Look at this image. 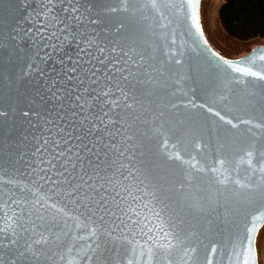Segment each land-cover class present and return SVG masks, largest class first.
I'll list each match as a JSON object with an SVG mask.
<instances>
[{
  "label": "snow or ice",
  "instance_id": "obj_1",
  "mask_svg": "<svg viewBox=\"0 0 264 264\" xmlns=\"http://www.w3.org/2000/svg\"><path fill=\"white\" fill-rule=\"evenodd\" d=\"M149 3L0 0V264H264V49Z\"/></svg>",
  "mask_w": 264,
  "mask_h": 264
},
{
  "label": "water",
  "instance_id": "obj_2",
  "mask_svg": "<svg viewBox=\"0 0 264 264\" xmlns=\"http://www.w3.org/2000/svg\"><path fill=\"white\" fill-rule=\"evenodd\" d=\"M205 0H202V6H201V16H200V25L201 28L203 30V34L201 35V33L199 31H197L195 28L192 29L191 33H189V35L184 37V42L185 44L191 49L192 53H193V57L194 60L195 59H199L201 61H204L205 58L208 55V51L206 50H212L215 52H219L221 54V56H224L228 59L231 60H238L241 59L245 56L251 55L253 53V50L256 49L257 47L264 49V38H260V40H258L255 44H253L252 46H250V48H248L247 50H243L241 52H227L224 49H222V47H220L219 45H217L210 34V31L208 29L207 26V22L204 16V10H203V4H204ZM139 3L143 4L144 7L138 10V13L141 17H143L144 19V25L145 28L148 31L152 30V25H153V21L155 20V13L154 10L150 7V3L149 0H138ZM4 23V17L3 14L0 13V24ZM172 25H169V28H171ZM178 33H181V30L178 28L177 29ZM207 40V45L204 44V40ZM193 41H195L198 45H200L199 48H194L193 47ZM261 55V52H256V56L259 57ZM257 64H262L264 63V61H256ZM237 67H240V65H237ZM257 70H260L259 68H257ZM238 75L243 76V74L238 73ZM246 79L249 80H254L257 79L255 77H246ZM192 95H195L197 100H200V103L203 104L206 101L200 98V93L199 91H194L193 93H190V97ZM195 102V100L193 101ZM211 106V105H209ZM203 109L201 108H197L196 111H202ZM219 110V109H218ZM222 115H224L225 113H221ZM202 163H205L206 166L210 167L211 163L210 161H202ZM232 167H235V162L234 161H230ZM241 174H243V168L240 169ZM159 196H163L165 195L164 192H161L158 194ZM189 196L191 197H195L198 195L197 192L195 191H191L188 193ZM168 209L169 211H171L173 214L177 215V216H182L184 209L179 205V204H168ZM237 226L240 227L241 229L243 228V216L241 215V217L237 220ZM264 230V220H261L259 222V228L256 230V236L258 238H260V235L262 233V231ZM72 264H79L78 261H72Z\"/></svg>",
  "mask_w": 264,
  "mask_h": 264
},
{
  "label": "trees",
  "instance_id": "obj_3",
  "mask_svg": "<svg viewBox=\"0 0 264 264\" xmlns=\"http://www.w3.org/2000/svg\"><path fill=\"white\" fill-rule=\"evenodd\" d=\"M217 19L232 38H264V0H221Z\"/></svg>",
  "mask_w": 264,
  "mask_h": 264
},
{
  "label": "rangeland",
  "instance_id": "obj_4",
  "mask_svg": "<svg viewBox=\"0 0 264 264\" xmlns=\"http://www.w3.org/2000/svg\"><path fill=\"white\" fill-rule=\"evenodd\" d=\"M221 0H205L203 4L204 16L213 41L227 52H241L247 50L260 38L238 40L227 35L219 25L217 10ZM260 238H264V230Z\"/></svg>",
  "mask_w": 264,
  "mask_h": 264
}]
</instances>
